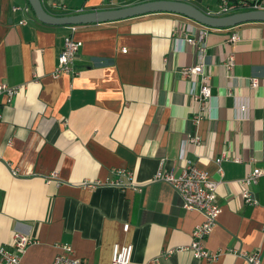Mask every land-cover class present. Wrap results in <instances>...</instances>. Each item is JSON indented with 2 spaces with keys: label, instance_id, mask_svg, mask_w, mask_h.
I'll use <instances>...</instances> for the list:
<instances>
[{
  "label": "crops",
  "instance_id": "0c3cea01",
  "mask_svg": "<svg viewBox=\"0 0 264 264\" xmlns=\"http://www.w3.org/2000/svg\"><path fill=\"white\" fill-rule=\"evenodd\" d=\"M42 1L62 16L150 0ZM220 1L191 3L208 11ZM68 26L40 21L29 0H0V85L20 87L12 97L0 93V245L14 248L16 233L35 239L20 264H53L61 244L83 264H112L116 243L133 246L131 264H249L240 252L258 253L264 264V177L252 187L255 206L240 182L264 169V22L211 28L202 52L182 35L202 25L177 13L79 24L78 74L55 77ZM200 61L212 97L196 123L200 76L181 70ZM224 152L231 159L220 173ZM188 161L220 180L222 212L205 240L215 261L187 248L203 213L153 180L161 168L179 175ZM118 179L124 184L107 183Z\"/></svg>",
  "mask_w": 264,
  "mask_h": 264
},
{
  "label": "built area",
  "instance_id": "2783aa9c",
  "mask_svg": "<svg viewBox=\"0 0 264 264\" xmlns=\"http://www.w3.org/2000/svg\"><path fill=\"white\" fill-rule=\"evenodd\" d=\"M191 3L192 0H179ZM15 10L22 9V7H15ZM25 11L31 10L30 6L23 8ZM250 9H264V0H221L218 8L214 10L205 11L209 15L223 16L234 12L250 10ZM23 20L21 23H25ZM70 34L65 37L64 47L60 53L58 64L55 68L53 75L55 77L66 75H77L78 70L75 67V60L77 54L82 46V41L77 40L74 37V33L77 30V25H69ZM211 28L202 25V28L196 30L193 36L189 37L185 31L182 35L191 44H199L200 51L204 50L205 39L207 37L208 31ZM238 38L237 34L231 36V41H235ZM180 39V38H179ZM184 39V38H182ZM126 52L127 49L123 48ZM227 67L231 69L234 66V56H230L226 63ZM182 74L186 77H191L195 75L200 76V81L195 82V85L199 83L198 91H194V99L200 106V111L195 115L194 121L197 123L203 116L202 113L205 112L207 104L212 97V89L210 85L209 72L207 70V65L204 61H200L197 65L191 67H184ZM253 86L257 85V79H253ZM20 87H11L7 84L0 85V93L6 92L8 96L12 97L18 93ZM241 109L245 110L246 106L242 105ZM203 111V112H202ZM187 140L192 143H200L201 139L197 135H189ZM231 159L230 155L226 152L222 153L216 158V163L219 166L218 171L222 172V162L224 160ZM239 161L238 158L234 159ZM11 166L10 163H8ZM14 175L18 174L17 169L12 168ZM119 174L126 173L132 178L131 171L118 170ZM57 172L51 173L47 177L48 181H53L57 179ZM260 177H264V169L260 167L253 168L247 175L240 180L242 184V197L244 201L251 205H258V199L253 191V185H255ZM154 181H165L170 183L173 188L181 195L183 200V207L187 210H197L203 213L204 221L197 225L193 231L192 241L187 247L190 249L194 256L201 260L215 261L219 257L217 251H212L208 249L205 245V240L211 235L213 230L218 224L219 216L222 212V205L218 201L217 189L220 180H215L210 177V175L198 168L195 164L188 161L187 165L183 168L179 175H175L170 171L161 168L155 174ZM99 183V182H98ZM113 185H123L121 179L115 181H109ZM85 185L93 186L90 182H85ZM130 224H124V230L128 231ZM35 239L29 237L23 233H16L14 236V248H9L4 245H0V264H20L21 257L25 249L32 243ZM133 253V246L127 244L116 243L113 248L112 264H131ZM240 256L244 257L249 264H263L262 257L258 253H247L240 252ZM156 264H160L159 261H155ZM53 264H83L82 260L76 256L72 245L61 244L59 245V252L55 256Z\"/></svg>",
  "mask_w": 264,
  "mask_h": 264
},
{
  "label": "water",
  "instance_id": "95a60500",
  "mask_svg": "<svg viewBox=\"0 0 264 264\" xmlns=\"http://www.w3.org/2000/svg\"><path fill=\"white\" fill-rule=\"evenodd\" d=\"M38 19L51 25H79L102 23L158 12H171L186 16L210 28H230L248 22H264V9H250L228 15H209L193 3L179 0H150L119 8L94 10L57 16L50 13L42 0H29Z\"/></svg>",
  "mask_w": 264,
  "mask_h": 264
}]
</instances>
